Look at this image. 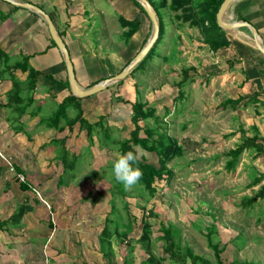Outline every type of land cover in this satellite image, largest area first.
Here are the masks:
<instances>
[{"label": "rangeland", "instance_id": "374dc122", "mask_svg": "<svg viewBox=\"0 0 264 264\" xmlns=\"http://www.w3.org/2000/svg\"><path fill=\"white\" fill-rule=\"evenodd\" d=\"M122 1L127 2L124 14L132 17L137 5ZM170 1L161 0L165 33L157 39L154 44L157 46L150 50L155 52L141 64L143 66L134 73L133 69L121 82H112L95 98L85 103L82 100L85 118L90 123L101 120L103 127L96 124L88 133L79 123L68 129L62 120L60 126L64 130L59 131L40 122V116L48 118L60 103L57 82L52 84L55 91L51 97L42 103L35 100L24 112V125L16 115H11L13 111L7 110L11 116L9 124H13L11 129L22 126L24 136L20 140L24 145L17 142L18 147L11 146L8 139L5 145L9 149L4 151L12 156L10 161L21 167L25 180L39 193L23 191L3 164L0 177L6 184L5 197L12 198L13 208L20 199L31 206L24 214V227H65L60 234L62 244L58 241V246L60 254L68 251L73 259L68 261L69 256L61 257L64 264H124L125 261L151 264L147 247L156 257L168 256L161 236L163 227L169 225L180 230L183 245L212 263L215 256L208 244L209 227H215L213 240L219 244L221 257L227 264L233 260L264 264V200L259 198L250 206L242 203L256 195L262 186L257 184L260 178L254 177L252 153L244 151L235 170L227 171L225 167L224 153L255 133L254 126L249 127L252 122L246 111L219 106L230 96V87L240 82V69L230 68L227 55L210 49L198 28H189L182 22L178 13L171 10ZM148 19L151 35L153 25ZM113 43L116 46V41ZM94 45L90 48L88 63L73 59L78 79L86 75L84 67L79 65H101L98 70L87 71V76L106 77L123 62V55L118 56L120 49L110 51ZM20 61L24 59L10 57L9 64ZM182 78H185V98L175 100L176 83ZM117 97L130 102L138 99L144 107H149L160 123L152 118L146 123L166 130L184 148V155L168 163L170 175L157 181V192L153 196L138 183L130 190L120 189L121 183L114 178L113 165L120 155V142L128 138L134 128L129 120L130 105L114 102ZM33 108L36 110L29 116L28 111ZM67 115L73 117L75 111L68 109ZM7 123L0 121L2 128H6ZM62 138L68 150L67 162L72 166H66L60 157L63 145L53 142ZM19 145L24 149L18 150ZM149 160L156 163L157 156L152 154ZM10 208L12 210V206ZM131 217L132 231L123 237L121 233L127 230ZM144 223H148L150 233L148 240L141 242ZM105 226L109 234L104 236L101 247L100 234ZM74 229L80 230L81 242L73 237ZM65 238L71 239L68 247ZM37 257L41 259L36 264H43L44 256L38 254ZM163 264L178 263L166 259Z\"/></svg>", "mask_w": 264, "mask_h": 264}, {"label": "crops", "instance_id": "0c3cea01", "mask_svg": "<svg viewBox=\"0 0 264 264\" xmlns=\"http://www.w3.org/2000/svg\"><path fill=\"white\" fill-rule=\"evenodd\" d=\"M18 1L33 3L50 15L57 32L67 46L72 63L74 58L82 60L83 63H88V60H90L89 57H91L90 48L95 46L94 44H96L99 49L105 48L110 49V51L120 49L118 56H121V54L123 55V62L121 64L119 63L116 66V70L106 77L116 74L122 65H125L129 58L134 56L133 54L140 49L141 41L149 31L148 15L140 11L139 6L134 0L128 1L132 5H137L132 17H128L124 14L127 2L125 3V1L123 2L122 0ZM154 1L160 4L162 3L161 0ZM15 6L16 5L7 0H0V46L8 55L9 61L10 57H20V60L28 58L30 66L41 72L34 92V99L42 103V100H46L52 96V91H55L52 84L54 85L56 80L66 82V79H68L65 59L61 50L52 39L48 25L43 17L31 9ZM138 14L141 18L140 28L133 34L129 43L128 41L126 43L124 33L127 28L121 25L120 17L132 20ZM224 19L227 21H249L257 28L264 44V0H235L224 13ZM225 31L231 41L230 47L221 48L215 52H219L218 54L222 53L221 55H227L226 60L229 62L230 68L236 67L240 69V74L238 76L240 82L237 86L230 87V96L227 98L235 99L239 96L247 98L258 93L257 100L236 109V111H246L252 122L249 127L254 126V144H252L251 148L246 149L245 152L252 153L254 177L260 178V182L257 184L260 183V185H264V56L257 53V48L254 46L253 41H251V32L247 27ZM118 40L120 42H118ZM114 41H116V46L120 44V47H116L113 43ZM73 66L75 71L74 63ZM79 66L84 67L86 70V75L82 80L78 79L76 76L82 88H90L106 78L101 75L93 77L90 75L87 76V71L98 70L101 65L92 64ZM11 70L12 72L7 69L4 59L0 58V121L2 119L8 121L6 128H2V124L0 125V168L4 164L7 168L6 172L12 178L15 177L20 183V188L24 191L21 187V183L24 182L19 181L17 174L10 171L9 164L1 157V154L9 158V160L12 157L5 153V151L9 149V147L6 148L5 145L8 141L9 144L14 147L15 145L18 147L17 142L24 145V141L20 140V138L24 136V132L21 131L22 126H15L14 129H11L13 124H9L10 122L8 119L11 116L8 115L7 110L13 111L11 115L13 117L16 115L20 123L24 125V111L20 112L16 110V104H8V100L13 94L12 92L14 89L10 74L14 73L17 78L23 82L26 80L27 72L13 68ZM64 85L65 86L59 85L57 88L59 89L57 94L61 99L60 102L72 93L70 86L68 89L66 83ZM97 93L78 98H80L82 104V100L86 102L88 99L95 98ZM245 101L246 99L243 100L240 105H243ZM4 106L6 111L4 116H2ZM83 109L85 114V108L83 107ZM33 110L36 109H29V116L34 113ZM36 118H38V116H36ZM38 119L40 120L41 116ZM247 136L252 137V135ZM255 136H257V138ZM17 139H19V141ZM19 147H21V149H17L20 151L24 149V147L20 145ZM11 162L13 163L12 160ZM13 165L17 168L18 173L24 174L21 167L14 163ZM0 186H2L0 188V264H36L41 259L37 257L38 254H40L41 257L42 255L44 256L43 264H64L60 259L61 257L67 258L64 256H69L70 252L63 251V253L60 254L61 250L58 246V241L61 243L60 234L65 231V227H24L25 213L18 217L16 221L8 220L14 215L15 207L19 205V211L24 201L20 199L19 203L13 208V200L11 202L12 198L8 197L7 199V197H5L6 184L1 181V177ZM3 198L4 201L1 200ZM11 206L12 210L10 208ZM7 209H9L8 212H6ZM26 211L28 210L26 209L25 212ZM74 230L75 235L73 237H75L77 242H81V239H79L80 234H78L80 230ZM65 239L68 247L71 239H69L70 241H67V238ZM70 258L69 256L67 260L70 261ZM40 264H42V262Z\"/></svg>", "mask_w": 264, "mask_h": 264}, {"label": "trees", "instance_id": "16d2710c", "mask_svg": "<svg viewBox=\"0 0 264 264\" xmlns=\"http://www.w3.org/2000/svg\"><path fill=\"white\" fill-rule=\"evenodd\" d=\"M134 1L139 6L140 11L147 15L142 4L138 0ZM149 1L153 5L159 18L160 31L158 39L160 40L165 33L164 24L160 13V9L164 5H161L159 2H155L152 0ZM222 2L223 0H171L169 6L173 12L178 13L177 16L182 20V22L187 23L191 28H198L201 31L203 41L207 44V46L213 51H217L221 48H228L231 44V41L228 38L226 31L217 24L216 14ZM120 23L122 26L127 28L124 33V38L129 41L132 38L133 34L139 30L141 18L139 14L136 15L135 18H133L132 20L120 17ZM149 35L150 32L148 31L147 35L141 41L140 48L144 46ZM153 51H149L146 57L134 68L132 73H134L143 66L141 64L144 63L147 58H149ZM256 51L257 53L264 56L258 49H256ZM133 57L129 58V60L125 63V65H122V67L118 70L117 73L121 72L124 67L129 64ZM0 58L4 59L7 69L9 71L12 72L11 69L13 68L20 69L23 72H27L26 80H24L25 82H21V80H19L14 73L10 74L14 89L12 92L13 94L9 97L8 100V104H16V110L20 112H25L35 102L34 92L36 90L38 77L41 72L30 66V64L28 63V58L24 59V61L9 64V57L6 52L1 48V46ZM56 82L59 85L63 86H65L64 84L66 83L69 89L68 79H66V82L57 80L55 81V83ZM184 83L185 78H182L176 83L178 87V93L174 98L175 100L185 98ZM257 96L258 93L247 98L243 96H239L235 99L226 98L219 104V106H221L223 109L231 108L233 110H236L242 106L249 104L250 102L257 100ZM245 99L246 101L243 103V105H240V103ZM114 102H122L130 105L129 120L134 126V128L129 132V137L120 142L118 148L119 152L120 154H124L131 151L134 154H138L139 159L138 162L134 164V167H139L143 172V175L138 181V184L142 186V188L146 192H148L149 195L153 196L157 192V181L162 180L167 175H170L167 170L168 163L175 157H180L184 155V148L178 143L177 139L170 136L166 130H160L159 127L151 126L146 123L149 118L154 119L156 123H160V120L158 116H156L149 109V107H144L142 102L138 99L130 102L125 100L124 98L117 97ZM71 108L75 111V115L73 117H68L67 111ZM62 120H65L68 129H72L77 123H79L80 127H85L88 133L92 132L96 124L103 127L101 120L97 121L96 123H90L85 118L84 109L80 102V98H78L72 93L66 96L58 104L51 116L45 119L41 118L40 122L45 123L47 127L56 128L57 130L62 131L64 130V127L60 126ZM53 142L61 143L64 147L65 138L59 140L56 139L53 140ZM252 144H254L253 137L247 136L235 148L224 153V155L226 156L225 167L227 171L235 170L239 163V159L242 153L246 149L251 148ZM67 154L68 150L65 147L62 148L60 157H62L66 166H72L73 164H69L67 162ZM152 154H155L157 156L156 163L149 160V157ZM21 187L24 190H32L33 188V186L27 180H25L24 183H21ZM120 189H124V186L122 184H120ZM259 198H264V185L261 186L260 190L256 193V195L247 197L243 200L242 203L244 206H250ZM36 200L37 202L40 201L39 199ZM26 206L27 204H23L22 206H20L19 211L14 213V215H12V217H10V219L8 220L16 221L18 217L22 216L25 213ZM132 218L133 217H131V219H129L126 224L127 230L121 233L123 237H127L128 233L132 231ZM117 226L118 224H116V227ZM162 231L163 235L161 236V238L164 241L163 249L168 254V256L156 257L147 247L149 253L148 260L151 264H163V261L166 259H170L178 264H227L225 261H223L221 257V249L219 248V244L215 243L213 240V232L215 231V227H209L207 234L208 244L210 248L214 250V263H212L209 259L194 253L193 249L188 245H183L180 240V230L176 229L172 225H169L167 228L163 227ZM149 233L150 228L148 223L142 224V235L139 240L141 242L148 240ZM108 234V227L105 226L100 234V239L102 241L101 247L104 242V236ZM124 264H128L127 261H125ZM228 264L254 263L233 260Z\"/></svg>", "mask_w": 264, "mask_h": 264}, {"label": "water", "instance_id": "95a60500", "mask_svg": "<svg viewBox=\"0 0 264 264\" xmlns=\"http://www.w3.org/2000/svg\"><path fill=\"white\" fill-rule=\"evenodd\" d=\"M7 1L11 2L12 4L16 6L31 9L32 11L38 13L40 16L43 17V19L48 25V29H49L52 39L54 40V42L56 43L58 48L61 50L64 56L65 64L67 67L69 86H70L72 93L77 97H86V96L93 95L107 88L112 82H117V81H120L126 78L130 74V72L146 57V55L151 50V48L154 46L155 42L157 41L159 37L160 24H159L158 15L153 5L151 4L149 0H138L144 7L148 17L152 21L153 28H152V33L150 37L147 39L142 49L132 58L129 64L126 65L121 72L111 77L105 78L99 83L95 84L94 86L85 89L79 85L76 79L74 66H73L69 51L67 49V46L64 43L60 34L57 32L54 22L52 21V18L50 17V15L47 12H45L41 7L33 3L18 1V0H7ZM234 1L235 0H223L216 14L217 24L225 30H232L235 28L247 27L251 32L254 46L262 54H264V44H263L262 38L257 28L253 24L245 20L227 21L224 19V13ZM26 209L30 210L31 209L30 205L27 206Z\"/></svg>", "mask_w": 264, "mask_h": 264}, {"label": "clouds", "instance_id": "9594fccd", "mask_svg": "<svg viewBox=\"0 0 264 264\" xmlns=\"http://www.w3.org/2000/svg\"><path fill=\"white\" fill-rule=\"evenodd\" d=\"M138 154L129 151L120 154L113 165V174L117 182L121 183L125 190H130L141 179L143 172L139 167H134L138 162Z\"/></svg>", "mask_w": 264, "mask_h": 264}, {"label": "built area", "instance_id": "2783aa9c", "mask_svg": "<svg viewBox=\"0 0 264 264\" xmlns=\"http://www.w3.org/2000/svg\"><path fill=\"white\" fill-rule=\"evenodd\" d=\"M1 157L4 158L7 161V163L9 164L10 171L17 174L19 181L24 182L25 181V175L22 173H18L15 166L13 165V163L8 158H6L3 154H1ZM32 191H34V192L36 191L39 193V191L35 187L32 188Z\"/></svg>", "mask_w": 264, "mask_h": 264}]
</instances>
